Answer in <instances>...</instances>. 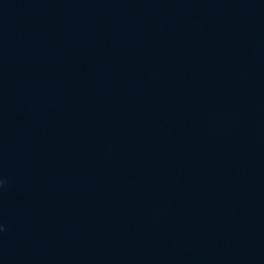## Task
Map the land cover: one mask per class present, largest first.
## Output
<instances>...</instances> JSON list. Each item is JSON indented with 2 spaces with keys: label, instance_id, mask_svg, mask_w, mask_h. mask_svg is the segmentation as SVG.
Returning a JSON list of instances; mask_svg holds the SVG:
<instances>
[{
  "label": "water",
  "instance_id": "95a60500",
  "mask_svg": "<svg viewBox=\"0 0 264 264\" xmlns=\"http://www.w3.org/2000/svg\"><path fill=\"white\" fill-rule=\"evenodd\" d=\"M0 264H264V0H0Z\"/></svg>",
  "mask_w": 264,
  "mask_h": 264
}]
</instances>
